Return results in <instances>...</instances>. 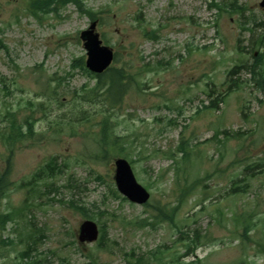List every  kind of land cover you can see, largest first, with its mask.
<instances>
[{"label": "rangeland", "instance_id": "obj_1", "mask_svg": "<svg viewBox=\"0 0 264 264\" xmlns=\"http://www.w3.org/2000/svg\"><path fill=\"white\" fill-rule=\"evenodd\" d=\"M81 1L99 14L97 32L104 44L121 55L112 68L125 67L133 74L143 70L136 77L140 88H131L112 111V121L115 133L134 153L131 158L138 160L132 167L139 183L151 192L150 204L171 213L186 182L194 190L174 221L161 219L153 207L124 200L114 181L117 158L104 155L97 142L103 107L82 105L78 97L82 87H94L96 80L71 67L76 59L86 60L80 33L92 24L89 17L72 3L39 20L30 13V0H0V38L7 47L0 49V79L13 91L7 97L0 84V112L7 107L18 110L23 119L32 113L27 105L32 101L43 103L48 113V119L36 115L37 137L14 153L0 141V173L9 168L10 181L20 187L33 181L53 158L60 166L68 165L54 179L45 178L40 194L32 198L30 187H11L1 210L31 204L29 220L46 234L35 255L51 264H135L139 257L143 264H264V173L243 184L246 193L231 192L248 164L264 160V92L244 70L234 77L241 84L225 102L205 109L212 101L210 92L216 97L227 91L230 69L254 62L244 19L219 14L209 6L213 0ZM262 1L216 3L237 2L249 8L247 16L254 14L264 22ZM138 17L144 23L138 24ZM161 26L159 40L144 34ZM146 65L153 70L146 71ZM84 107L90 123H76L63 134H54L51 128L60 117L77 122ZM182 140L190 142L191 160L181 163L177 179L167 155ZM70 202L87 208L93 221L106 228L107 250L97 247L98 242L78 243L79 227L87 218ZM24 220L0 233V241L16 242L0 243V264H14L24 250L25 244L18 243ZM246 227L249 239L244 236ZM186 235L197 237V246L190 251Z\"/></svg>", "mask_w": 264, "mask_h": 264}, {"label": "trees", "instance_id": "obj_2", "mask_svg": "<svg viewBox=\"0 0 264 264\" xmlns=\"http://www.w3.org/2000/svg\"><path fill=\"white\" fill-rule=\"evenodd\" d=\"M69 3H74L75 5H77L80 12L88 16L91 22L99 21V14L93 12L92 10L86 9L81 0H31L30 13L37 19L42 20L41 16H47L50 13L57 14L61 7H66V5H68ZM54 4L55 6H52ZM209 6L210 8L218 9L220 12L219 14L227 12L229 14L240 15V17L244 19L243 29L249 31L251 34V38L249 40L250 46L248 47V49L251 48L252 50H254L252 52L254 62L251 64L242 63L230 69L227 72V91L225 93L221 92L216 97L214 96L215 92H210L208 96L212 99V101L210 105L205 106L206 110L219 108V105L225 102L226 97L233 93L241 84V79L235 80L234 77L244 70L251 73L252 80L255 83L256 87L264 92V22H258V18L254 14L249 13V15L247 16L246 13L250 12L249 8L247 6H239L237 2H233L230 4H218L216 3V0H213L209 4ZM136 22L138 24L144 23L143 20H141V18L139 17L136 18ZM216 26L218 27V21L216 22ZM163 27L164 26H161L157 30H153L151 32L144 30V34L148 39L154 41L159 40V32ZM104 39L106 40V42H108L105 36ZM0 49L7 50V47L5 46L4 41L1 38ZM242 51L247 52V48H241V52ZM256 53L257 56H255ZM119 60H121V55L118 52L115 55V61L118 62ZM71 67L72 69L79 68L88 77L96 80V84L94 87H90L87 85L82 87L80 93L78 92L80 95L78 97L81 100L82 105L100 104L103 107V111L101 113L103 117L97 123V126L99 127V133L96 136L98 145L103 147V154L106 156L111 154L112 156H114V158H125L129 160L132 165L137 164L138 160H133V158H131L134 153L129 152V148L126 145V139L117 135L114 131L116 124L112 121V111L118 106L122 105L126 95L134 85H137V87L140 88V82L137 81L136 77L141 76L143 70L139 71L137 74H133L125 67H114L108 69L101 75L93 74L86 68L84 57L74 60ZM145 70L151 71L153 70V67L146 65ZM0 84L3 86L7 97L13 94V91H11V84L8 85L4 78L0 79ZM4 102L6 103V99L4 100ZM27 105L31 109L32 113L30 115H27L23 119L18 117V110L17 112H15L13 108L14 111H12L11 108L7 107V104H5V108L7 107V109L0 112V141L13 153L19 146L26 143L27 141L34 140L37 137V131L35 127L38 120L36 118V115L44 114V117L46 116V118L48 119V113L45 114L43 103L35 104L34 102L29 101ZM81 113L82 114L76 117L77 122L67 118L62 119V117L59 116V120H57L54 126L51 128L54 129V134L61 135L64 133L66 128H73L76 123L83 124L90 123L92 121V117H90L89 112L85 109V107L83 108ZM49 124H51V122H49ZM76 134V131H73L72 135ZM223 134H226V132H224ZM189 143V141L182 140L177 150L174 152L171 151L167 155L174 162V166L177 170V179L179 178L178 174L182 169L181 163L187 164L191 160ZM137 155L141 156L142 153L139 152ZM179 155H181L182 162H180L179 160ZM107 158L108 157H106L105 159ZM66 167H68L67 164L60 166L57 163V159L53 158L48 161L45 168L40 169L35 174V176H33V181L20 187H17L14 182L10 181L9 168L5 171V173H0V233L3 235L7 230L9 224H12L13 222L17 224L16 220L25 218L24 223H26L24 224V230H21V232H19L18 240L19 244H25V248L18 253L14 264H51L47 261L46 258H40L38 255H35V253L37 254L38 252L39 245L46 238V234L44 230L34 227L32 221L29 220V210L32 207L29 202L25 206L16 208L11 212H4L1 210L2 201L8 197L11 187H30L31 198L34 197V195L40 194V183L43 182L45 178L51 177L52 179H54L55 174L63 173L64 168ZM262 173H264V160L248 164L244 168V177L242 179L234 181L233 183V188L231 190L233 195L241 191L246 193L247 185L243 184H246L249 179H252L258 174ZM97 179L102 180L101 177H98ZM48 189L52 190L53 192H57V190L53 186H50ZM193 190V186H188L186 182V185L180 189L178 204L171 210V213H168L164 207H154L151 204H148L147 207H153L154 209H156V211L159 212L161 219H163L164 217L170 218L171 221H174L177 213L180 211L186 201L185 198L190 195ZM116 193H114V195L116 196V198H119L117 196L118 193ZM70 206L82 212L87 219H94V217L90 215L87 208L79 206L75 202H70ZM249 230V227L245 228L244 236L247 239H249ZM101 232L102 235L97 244V247H99L101 250H107L109 240L107 237L106 228L104 226L101 228ZM186 236L190 239V244L185 245L188 248V251H190L192 246H197V237L192 239L189 237V235ZM0 243L3 246H14L16 242H14L13 240L6 241L2 239ZM262 251L264 252V248H262ZM188 254L189 252L185 255ZM135 264H143V257L137 258Z\"/></svg>", "mask_w": 264, "mask_h": 264}, {"label": "water", "instance_id": "obj_3", "mask_svg": "<svg viewBox=\"0 0 264 264\" xmlns=\"http://www.w3.org/2000/svg\"><path fill=\"white\" fill-rule=\"evenodd\" d=\"M264 7V1L261 4ZM97 23H93L87 31L81 34V40L87 51V68L95 73H104L114 61V51L103 45L100 35L96 33ZM115 182L121 194L132 203L145 205L149 202L151 195L140 185L134 175L130 163L125 159L115 161ZM99 238L98 225L90 220L84 221L79 227L78 241L81 244L94 243Z\"/></svg>", "mask_w": 264, "mask_h": 264}]
</instances>
